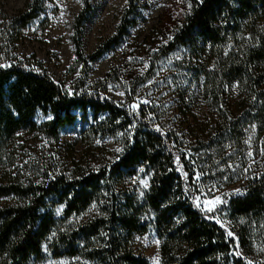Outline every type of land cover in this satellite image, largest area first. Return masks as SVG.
Here are the masks:
<instances>
[{
    "label": "trees",
    "instance_id": "16d2710c",
    "mask_svg": "<svg viewBox=\"0 0 264 264\" xmlns=\"http://www.w3.org/2000/svg\"><path fill=\"white\" fill-rule=\"evenodd\" d=\"M126 1L132 12L139 0ZM41 3L29 0L17 17V25L23 27L35 18ZM83 21L82 12L75 20L72 40L76 62L84 66L82 73L86 74L88 62L95 60L103 47L84 55ZM173 45L196 49L208 57L202 75L213 104H219L227 85L239 83L245 93L243 108L251 107L256 118L263 119L264 0H190ZM75 111L90 114L102 136L124 133L123 149L109 167L75 179L57 176L35 184L8 173L0 182V199L11 197L14 202L0 207V264H28L33 258H42V246L56 228L53 205H65L66 216L78 213L125 177L136 175L138 169L148 175L142 200L125 198L119 209L112 203L115 210H107V217L97 218L74 233L75 240L93 236L101 240L100 248L85 252L91 260L148 264L127 253L122 241L111 240L110 235L106 243L102 238L103 232L117 234L119 230L127 240L133 234H143L152 224L160 240L159 264H260L246 255L250 234L264 227V169L237 192L227 194L221 208H204L194 157L179 136L165 131L144 106H124L97 90L70 95L40 68L21 62L0 65V165L12 164L21 131L44 130L55 137L62 126L75 120ZM38 112L50 118L38 122ZM145 211L150 221L142 219ZM222 215L237 225L225 226ZM59 237L63 252L73 256L80 251L73 238L65 239V234ZM49 246L60 256L55 244Z\"/></svg>",
    "mask_w": 264,
    "mask_h": 264
},
{
    "label": "rangeland",
    "instance_id": "374dc122",
    "mask_svg": "<svg viewBox=\"0 0 264 264\" xmlns=\"http://www.w3.org/2000/svg\"><path fill=\"white\" fill-rule=\"evenodd\" d=\"M28 2L0 0V65L21 62L40 68L70 95L97 90L124 106H144L165 131L179 136L194 157L195 179L208 210L221 208L227 194L263 171L264 117L259 121L251 107L243 108L241 85H227L219 104H213L202 75L208 57L184 45L172 46L190 0H139L132 12L126 0H42L35 18L19 27L17 17ZM82 12L84 55L103 47L88 62L86 74L76 62L72 40L75 20ZM75 113V120L62 126L55 137L44 130L21 131L12 164L0 165V182L9 173L24 183L43 184L57 176L70 180L109 167L123 149L124 133L102 136L90 114ZM49 118L40 112L36 115L38 122ZM147 188L148 175L138 169L78 213L66 216L65 205H53L56 228L42 246V258L28 264H100L85 252L100 248L101 240L95 236L75 240L74 233L107 217V210H115L112 203L119 209L125 198L141 201ZM12 202L11 197L0 199V207ZM142 215L150 221L148 211ZM220 219L227 227L237 225L224 215ZM117 232H103L102 239L107 243L111 235V240L122 241L127 253L148 264L160 263V240L152 224L127 240L125 233ZM60 234L74 239L80 250L76 255L63 252ZM250 235L246 258L264 263V227ZM49 243L59 248L60 256Z\"/></svg>",
    "mask_w": 264,
    "mask_h": 264
},
{
    "label": "snow or ice",
    "instance_id": "6c2138e0",
    "mask_svg": "<svg viewBox=\"0 0 264 264\" xmlns=\"http://www.w3.org/2000/svg\"><path fill=\"white\" fill-rule=\"evenodd\" d=\"M229 235H231V233H229Z\"/></svg>",
    "mask_w": 264,
    "mask_h": 264
}]
</instances>
